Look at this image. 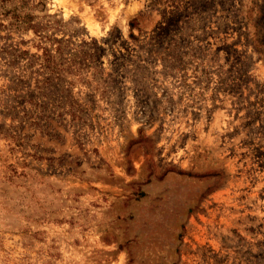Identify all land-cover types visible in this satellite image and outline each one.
<instances>
[{
    "label": "rangeland",
    "instance_id": "1",
    "mask_svg": "<svg viewBox=\"0 0 264 264\" xmlns=\"http://www.w3.org/2000/svg\"><path fill=\"white\" fill-rule=\"evenodd\" d=\"M19 2L33 22L93 39L101 73L72 87L84 112L71 122L38 118L33 77L0 68V264H264V58L247 14L264 0L6 8ZM2 19L0 64L4 48L40 54Z\"/></svg>",
    "mask_w": 264,
    "mask_h": 264
},
{
    "label": "trees",
    "instance_id": "2",
    "mask_svg": "<svg viewBox=\"0 0 264 264\" xmlns=\"http://www.w3.org/2000/svg\"><path fill=\"white\" fill-rule=\"evenodd\" d=\"M12 0H0V28H3L1 21L9 19V26L17 30H28L34 36H37L41 41V46H36L40 54H29L27 51H19L13 48H4L1 53L5 55L2 58L3 62L0 68H4V78L11 82L6 75L9 69L14 67L21 68L27 73V77L32 78L33 88L28 89L27 102L34 110H38V118H51L55 111L56 117L67 115L71 122H80L83 115V108L76 102L71 95V89L75 84H90V81L84 79V73L91 69V78L96 81L101 73L96 67L92 69L91 61L99 55L101 48L97 46L93 39L90 43L76 38V31H72L70 36L65 37L62 33L64 25L57 20H45L44 22H33L31 16L25 11V3L12 5L6 8L7 3ZM254 11V12H253ZM255 13V28L256 32L251 37V44L254 51L260 57L264 58V34H261L257 29L264 15L260 10H249L248 15ZM130 40H136V36L132 34L133 29H136L134 21L129 22ZM59 32L60 38L49 36L48 32ZM78 41V43L76 42ZM44 42L46 44H44ZM98 52V53H97ZM24 61L23 65H19ZM8 77V78H7ZM27 82V81H26ZM21 87H25V82L19 81ZM24 85V86H22ZM9 88H6V91ZM5 92V91H3ZM7 98V97H6ZM9 100V99H8ZM0 100L6 111H9V101ZM13 113L15 110L11 107ZM9 117L3 115L2 118ZM12 121L14 118H9ZM31 125H37L38 122H29ZM178 174L182 172L178 171ZM138 196H142L141 193Z\"/></svg>",
    "mask_w": 264,
    "mask_h": 264
}]
</instances>
